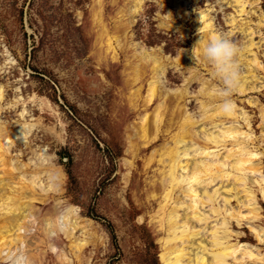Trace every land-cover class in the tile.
Returning <instances> with one entry per match:
<instances>
[{"label":"rangeland","instance_id":"obj_1","mask_svg":"<svg viewBox=\"0 0 264 264\" xmlns=\"http://www.w3.org/2000/svg\"><path fill=\"white\" fill-rule=\"evenodd\" d=\"M172 1L140 0L139 8L135 9L136 0H100L99 3L98 0H0V84L3 87L0 121L6 122L3 124H8L9 129H15L14 125L20 122L34 124L28 133L29 148L21 154L26 145L19 143L12 154L20 153L19 159L27 161L35 157L31 149L41 148L46 162L53 163L61 174V179L56 180L60 189L52 195L56 201L60 200L61 207L74 206L80 221L88 219L90 224L84 228L86 233L76 232L85 240L81 249L75 251L70 239L58 231L50 235L51 248L40 231L44 223L34 222L24 241L25 254H35L32 264H163L160 253L166 244L165 238L172 237V232L168 234L159 210L162 197H148L153 192L151 180L158 176V160L146 166L141 156L144 158L154 148L159 151V146L170 139L169 134L162 133L141 146L133 166L128 168L124 162L125 157H130L126 152L127 134L137 114L152 111L161 100L158 94L147 104L146 111L140 97L138 102L128 103V60L138 59L143 50L155 51L161 56L166 75L161 77L159 93L163 89L182 87L190 66L197 67L201 77L219 87L220 81L207 61L204 67L195 58H189L195 41L203 38L199 28L201 14L211 21L216 34L228 36L241 49L240 76L248 73L250 67L253 69L251 82L244 91L236 89L231 100L237 106L236 112L244 110L249 117L250 130L241 114L234 124L251 133L252 141L246 146L257 152L261 166L260 172L247 175L259 218L240 220L238 225L233 220L229 230L231 243L258 251L263 258L261 263L246 261L245 264H264V199L254 182L264 176V0H244L242 13L235 0ZM177 7L184 11L178 12ZM97 15L103 22L97 23ZM106 34L119 37L115 58L111 52L104 51L101 42ZM250 40L251 51L244 49ZM252 52L260 67L241 62L251 58ZM183 54L184 61L177 62V57ZM147 77L144 75L143 81L134 83L135 88L142 84V97L146 94ZM241 81L240 78L239 84ZM199 85L197 80H191L184 99L188 111L195 115L198 114L195 95ZM163 103L162 120L169 122L174 103L169 98ZM22 108H25L24 119L19 116ZM228 124L225 120L224 125ZM201 127L196 126L200 135ZM216 149L222 152L224 146ZM220 193L232 196L227 208H237L234 192L230 195L221 188ZM54 200L49 197L43 203L37 202L38 213L46 216ZM218 200L223 204L220 197ZM166 208L170 209L168 205ZM203 208V212L211 215L207 206ZM61 219L59 223L63 224ZM212 219L214 216L208 218V229L215 222ZM251 227L261 231V241L256 239ZM201 232L187 241L189 245L209 233ZM60 253L68 261L57 255Z\"/></svg>","mask_w":264,"mask_h":264},{"label":"bare ground","instance_id":"obj_2","mask_svg":"<svg viewBox=\"0 0 264 264\" xmlns=\"http://www.w3.org/2000/svg\"><path fill=\"white\" fill-rule=\"evenodd\" d=\"M235 1L240 6V8L237 6L239 13L244 12L245 1ZM139 6L140 0H136L135 9ZM177 9L179 10V7ZM181 11L184 9L181 8L178 12ZM97 18V23L102 21L98 15ZM200 18L202 26L199 28L203 32V38L200 41H195V48L189 58L194 57L198 64L206 67L202 51L216 33L212 30L211 21L205 20V14H201ZM232 21H234L233 17ZM247 33L249 32L247 31ZM101 43L104 45L105 53L111 52V57L115 58L116 48L119 45L118 35L106 34ZM252 44V40H250L244 49L248 50ZM249 51L251 50L249 49ZM140 53L138 59L130 62L128 60L129 74L126 80V84L130 86L128 103L134 104L140 97L145 104L143 108L145 110L147 104L152 102L158 94L161 100L152 111L145 110L143 115L137 114V120L133 121L127 134L128 148H126V152L130 157H125L124 162L130 168L134 165V158L139 157L141 146L154 141L162 133L169 134L170 143L167 142L168 140L164 141L159 146V151V148H154L144 158L141 156L146 166L150 165L152 160H158V176L151 180L153 192H149L148 197L155 198L158 195L162 197L163 202L159 210L163 213L168 234L172 232V237L167 236L166 244L162 246L161 262L163 264H245L246 261L261 263L263 258L258 251L255 253L244 245L230 242L229 224L233 220L238 225L240 220L259 218L255 194L247 185L248 173L260 172L258 154L254 149H249L246 146L252 141L251 133L234 124L241 114V119L250 130L247 113L244 110H241L240 113L236 112L237 106L230 113L224 112L221 109L222 99L215 92L218 86L201 77L198 68L194 66L189 67V74L185 78L186 85L183 84L182 87L172 90L163 89V93L157 92L159 86L162 85L161 77L166 75V64L155 51L143 50ZM184 55L177 57V62L184 61ZM257 59L252 52L251 58H246L241 62L246 66L254 64L256 67H260ZM252 70L250 67L248 73L240 76L242 83L238 85L237 90L244 91L246 89V85L254 77ZM144 75H148V77L145 79L146 94L142 97L140 93L142 84L135 88L134 83L143 81ZM191 80H197L200 84L195 95L198 101L197 115L188 111L184 102L185 97L188 96L187 85ZM250 87L253 88V86H248V88ZM2 96L3 87L0 84V100ZM167 98L170 99L171 104L174 103L171 105L169 122L162 120L161 107ZM19 116L25 118V108L21 109ZM225 120L229 121L228 125H224ZM3 123L6 122L0 121V261L3 262L0 264H6L9 253L16 250L25 252L26 232L29 230V226L39 221L44 223L40 231L47 238L51 248L53 245L50 235L56 234L58 231L70 239L71 248L79 251L85 239L78 237L76 232L80 230L81 234L86 233L84 228L90 224L88 219L80 221V216L74 206L64 205L61 207L60 200L56 201L57 198H54L53 193L59 191L56 180L61 179L60 172L55 170L53 163L46 162L41 148L31 149V154L35 157H29L27 161L19 159L20 153L23 154L25 149L29 148L28 133L34 124L20 122L14 125L15 129H9L8 124ZM197 124L202 125L201 135L196 129ZM164 125H168L167 128H164ZM172 129L174 130L172 131ZM19 143L25 144V148L21 149L19 154H12L13 148ZM220 145L224 146L222 152L220 149H216ZM156 154L158 155L156 156ZM128 173L129 171L124 176L125 179L128 177ZM254 182L258 185L264 199V176L254 179ZM217 183L219 184L216 185ZM224 183L226 184L224 185ZM210 186L212 189H209ZM221 188L230 195L234 192L232 195L236 200L237 208H227L232 196L221 195ZM49 197L55 199V202L47 211V215L41 216L37 211L36 203H43ZM219 197L223 204L218 203ZM167 205L170 209L166 208ZM205 206L208 207L211 215L202 211ZM211 216H214L212 220L215 222L212 224V229H208L206 226L209 225L208 218L211 219ZM60 217L64 220L63 224L59 223ZM195 225L201 227H195ZM201 229L209 232L207 236L201 237L192 246L189 245L187 241L202 234ZM251 229L256 239L261 241L263 239L261 231L253 227ZM203 239L206 241L204 242ZM57 255L68 261L65 254ZM34 256V253L27 254L30 264L33 263Z\"/></svg>","mask_w":264,"mask_h":264},{"label":"clouds","instance_id":"obj_3","mask_svg":"<svg viewBox=\"0 0 264 264\" xmlns=\"http://www.w3.org/2000/svg\"><path fill=\"white\" fill-rule=\"evenodd\" d=\"M240 53L241 49L237 44L222 33L213 35L202 51L203 58L214 69V73L220 81V86L215 92L221 97V109L226 113L235 109L231 96L240 82L238 63ZM6 264H30V261L23 250H16L8 254Z\"/></svg>","mask_w":264,"mask_h":264}]
</instances>
